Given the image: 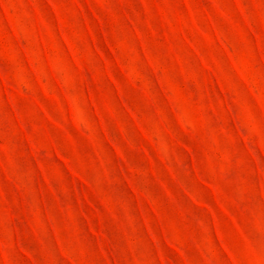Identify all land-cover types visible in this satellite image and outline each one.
Returning <instances> with one entry per match:
<instances>
[{"label": "rangeland", "instance_id": "obj_1", "mask_svg": "<svg viewBox=\"0 0 264 264\" xmlns=\"http://www.w3.org/2000/svg\"><path fill=\"white\" fill-rule=\"evenodd\" d=\"M0 264H264V0H0Z\"/></svg>", "mask_w": 264, "mask_h": 264}]
</instances>
